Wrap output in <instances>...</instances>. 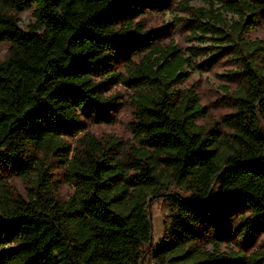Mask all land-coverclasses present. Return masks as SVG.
Here are the masks:
<instances>
[{"label": "trees", "instance_id": "trees-1", "mask_svg": "<svg viewBox=\"0 0 264 264\" xmlns=\"http://www.w3.org/2000/svg\"><path fill=\"white\" fill-rule=\"evenodd\" d=\"M204 1L0 0V264H264V0Z\"/></svg>", "mask_w": 264, "mask_h": 264}, {"label": "rangeland", "instance_id": "rangeland-1", "mask_svg": "<svg viewBox=\"0 0 264 264\" xmlns=\"http://www.w3.org/2000/svg\"><path fill=\"white\" fill-rule=\"evenodd\" d=\"M178 1V0H177ZM189 3L193 6H207V3L204 0H189ZM224 16L226 19L236 18L229 13H225ZM171 19V14L167 12L163 16V20L157 19L156 25H161L164 22H169ZM33 20V13L32 10H26L19 16V26L23 29L27 28V25ZM262 35V33H259ZM175 41L181 45H185L186 42L175 36ZM6 46L2 45L0 47V55L5 52ZM230 66H217L211 70L206 71H193L190 73V78L186 82L185 85L194 84L195 89L200 94L201 100L203 104L207 105L210 108L211 116L218 117L223 113V110L217 107L216 101L225 97V89L224 87L227 86V82L220 78L219 75L225 73ZM95 132H105V131H116L119 134H123L127 136L128 134L124 131V126L121 123L116 124L111 128L107 127H98L95 128ZM61 192L63 194L71 193L72 189L71 186L66 183L62 182L61 184ZM13 186L20 192L26 191L25 184L22 180L15 178L13 180ZM181 197L184 199L190 200V195L187 192L182 190H175ZM149 214L152 222V244L151 249L157 248L163 239L164 233V210H163V200L162 199H154L151 201L149 206ZM143 249L146 251L144 254L142 264H154L152 255L147 250V245L143 246Z\"/></svg>", "mask_w": 264, "mask_h": 264}]
</instances>
